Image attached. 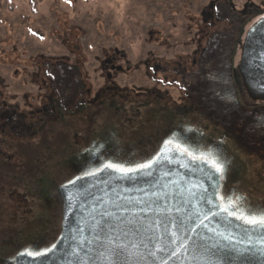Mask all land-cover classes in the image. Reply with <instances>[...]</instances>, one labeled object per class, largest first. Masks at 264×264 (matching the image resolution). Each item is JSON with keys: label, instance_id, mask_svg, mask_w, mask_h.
<instances>
[{"label": "flooded vegetation", "instance_id": "flooded-vegetation-1", "mask_svg": "<svg viewBox=\"0 0 264 264\" xmlns=\"http://www.w3.org/2000/svg\"><path fill=\"white\" fill-rule=\"evenodd\" d=\"M183 19L153 22L151 47L137 60L117 45L102 51L88 80L85 61L66 56L31 60V72L19 70L15 83L0 71V264L53 248L60 190L70 181L115 171L107 164L141 170L163 150L218 173L222 211L227 198L239 196L244 215H264V194L243 191L248 169L264 183V99L249 92L250 85L264 87L241 67L248 33L261 25L264 39V0H206ZM155 26H172L178 35L165 39ZM24 146L39 154L29 171ZM254 163L259 167H249ZM223 212L244 223L236 208Z\"/></svg>", "mask_w": 264, "mask_h": 264}, {"label": "water", "instance_id": "water-1", "mask_svg": "<svg viewBox=\"0 0 264 264\" xmlns=\"http://www.w3.org/2000/svg\"><path fill=\"white\" fill-rule=\"evenodd\" d=\"M262 29L248 33L241 67L264 87ZM256 87L250 95L264 99ZM150 165L104 169L63 187L55 247L17 264H264V227L222 211L218 173L169 150Z\"/></svg>", "mask_w": 264, "mask_h": 264}, {"label": "rangeland", "instance_id": "rangeland-1", "mask_svg": "<svg viewBox=\"0 0 264 264\" xmlns=\"http://www.w3.org/2000/svg\"><path fill=\"white\" fill-rule=\"evenodd\" d=\"M204 1L0 0V71H9L15 83L14 77L19 76V70L31 72V60L34 63L40 56L46 59L66 56L76 64L85 61L82 68L89 74L88 80L95 77L92 73L96 68L95 57H99L102 51H109L117 45L118 50L137 60L151 47L147 46V34L153 22L183 23V17L196 13ZM155 27L164 33L165 39L178 35L172 26ZM180 39L183 40L184 36ZM174 41L176 39L171 41L172 46ZM4 66L10 69H4ZM78 70L81 71L80 68ZM73 80H80L77 74ZM94 81V86H97L99 81ZM119 81L125 82L122 77ZM12 85L18 86L19 82ZM40 146L37 150L43 151L46 144ZM24 149L25 165L29 171L39 154H28L29 146H24ZM249 167L257 168L259 164ZM254 171L248 169L245 174L249 185L243 191L250 198L264 194V183L258 181L260 174L254 175ZM261 178H264V173H261Z\"/></svg>", "mask_w": 264, "mask_h": 264}, {"label": "snow or ice", "instance_id": "snow-or-ice-1", "mask_svg": "<svg viewBox=\"0 0 264 264\" xmlns=\"http://www.w3.org/2000/svg\"><path fill=\"white\" fill-rule=\"evenodd\" d=\"M167 143L171 144L172 142L168 141ZM150 166L151 165L148 164V165H141L140 167L146 168V167H150ZM105 167L114 169L115 171H118V172H121V173H124V174H127L128 172H131V171H135V169H125V168L118 167V166L113 165V164H107V165H105ZM216 171L220 172L221 168L219 166H216ZM70 183H74V181H70ZM242 199H243L242 197L237 196V197H235V202H234L231 197L227 198L228 207L223 209V211L228 212L229 208H236L237 212H239V215H236L235 213H232V212H229V215H236L237 219L242 220L246 224L253 225V226L260 225L261 227H264V215H262V216H260L258 218L250 216V215H248V216L244 215L243 209H242V207L239 204V202ZM53 247H55V245H53ZM28 255H32V253H28ZM36 255H42V254L41 253H37Z\"/></svg>", "mask_w": 264, "mask_h": 264}]
</instances>
